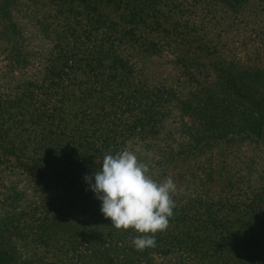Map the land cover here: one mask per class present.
Returning a JSON list of instances; mask_svg holds the SVG:
<instances>
[{
    "label": "trees",
    "instance_id": "trees-1",
    "mask_svg": "<svg viewBox=\"0 0 264 264\" xmlns=\"http://www.w3.org/2000/svg\"><path fill=\"white\" fill-rule=\"evenodd\" d=\"M198 1L240 39L245 5L264 8ZM192 21L182 0H0V238L26 255L1 250L0 264H264V68L220 62ZM163 50L186 79L150 78L142 58ZM124 147L185 189L144 251L85 180Z\"/></svg>",
    "mask_w": 264,
    "mask_h": 264
},
{
    "label": "clouds",
    "instance_id": "clouds-1",
    "mask_svg": "<svg viewBox=\"0 0 264 264\" xmlns=\"http://www.w3.org/2000/svg\"><path fill=\"white\" fill-rule=\"evenodd\" d=\"M150 156L130 147L105 153L101 166L85 177L110 225L135 233L131 245L136 251L156 247V234L168 229L176 208L177 184L171 176L158 178L146 159Z\"/></svg>",
    "mask_w": 264,
    "mask_h": 264
},
{
    "label": "rangeland",
    "instance_id": "rangeland-1",
    "mask_svg": "<svg viewBox=\"0 0 264 264\" xmlns=\"http://www.w3.org/2000/svg\"><path fill=\"white\" fill-rule=\"evenodd\" d=\"M256 3V2H255ZM203 3H201L198 0H182V7L185 12L188 13V15L191 16L192 22L196 25V28L200 30L201 35L206 38L211 44L216 45L218 48L222 50L221 56H220V62L222 61V58H225L229 61V63L238 64L242 67H250V63H257L261 68H264V8H260L261 6L256 7L255 13L253 11L248 12L247 5H245V13H243V20H240V23H238L239 28H242V39L246 40L244 43H242L240 40V37H238V33L236 32L233 36L231 31L228 29V26L226 25L225 21L220 24L214 25L212 24V19L210 18V15L212 14V9L210 7H203ZM264 5V3H256ZM210 12V13H209ZM20 14V13H19ZM225 14H218L216 19H220L224 17V19L227 16H224ZM18 17V16H17ZM249 42V43H248ZM246 45V46H245ZM226 48V49H225ZM226 54V55H225ZM226 56V57H225ZM137 58H139V55L135 56V59L137 61ZM175 57L173 54L170 56L169 54L165 53L164 50L161 55L154 56V57H148V58H142V62H145V69L148 70V73L150 75V78L152 80H157L158 83L167 86V84L174 85L173 81L175 80H181L186 79L187 76L185 74V67H183L181 64L176 63L174 64ZM250 62V63H249ZM187 68L189 67L190 71L193 72V67L187 64ZM208 74L212 77L214 74H216V71L209 70ZM180 78V79H179ZM200 81V80H199ZM179 86V97L189 99L191 96L189 95L188 88ZM171 122L170 117L164 122L166 125ZM173 128L174 125H171ZM177 125L174 128V131L176 130ZM176 135V133H175ZM162 176H171L175 182L177 180L176 176H174V173L167 172ZM13 182V181H12ZM10 182L8 181H1V184H3L2 187L8 185ZM26 182H18L17 188H23L26 186ZM28 185V184H27ZM190 192L192 189V186L187 189L186 185L182 186ZM177 192L184 191L185 189H182L180 187H177ZM213 190H216V188H212ZM226 190V188H223ZM212 190V191H213ZM209 194V193H208ZM216 196H214L212 199H214ZM241 198V197H238ZM21 204H23V200L21 201ZM15 248L13 249L16 252V256H19V261L24 258L23 250L20 248L19 244H13ZM1 250H9L8 249V243L2 242L0 238V251ZM40 256V253H37L35 255L36 258ZM7 261V260H6ZM176 258H174L173 254H170L166 257L162 256H156L154 253H151L150 256L145 260V264H174L177 262ZM188 262V260H187ZM194 262H190L187 264H193Z\"/></svg>",
    "mask_w": 264,
    "mask_h": 264
}]
</instances>
